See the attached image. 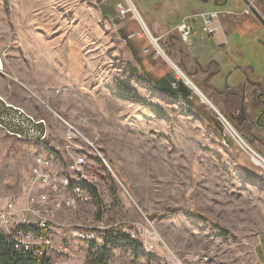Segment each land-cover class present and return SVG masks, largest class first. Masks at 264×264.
Masks as SVG:
<instances>
[{"label":"rangeland","instance_id":"obj_1","mask_svg":"<svg viewBox=\"0 0 264 264\" xmlns=\"http://www.w3.org/2000/svg\"><path fill=\"white\" fill-rule=\"evenodd\" d=\"M222 2L237 12L227 17L238 24L241 56L225 51L219 80L246 86L251 68L264 71V28L253 13L238 14L242 0ZM97 3L0 0V94L43 119L47 132L37 143L0 127V207L23 194L39 147L63 151L71 126L97 180L84 204L49 212L53 264H264V167L251 158V149L264 156V148L243 130L254 129L255 114L244 127L220 111L248 146L237 136L223 141L222 117L184 84L177 67V87L162 92L126 61ZM253 3L264 17L262 3ZM180 84L193 91L177 93ZM114 223L137 243L108 242L102 260L100 246L74 234Z\"/></svg>","mask_w":264,"mask_h":264},{"label":"crops","instance_id":"obj_2","mask_svg":"<svg viewBox=\"0 0 264 264\" xmlns=\"http://www.w3.org/2000/svg\"><path fill=\"white\" fill-rule=\"evenodd\" d=\"M96 1L99 2L96 13L104 17L107 24L115 31L126 61L132 64L157 89L162 92L173 91L171 85L177 78L173 74L172 68L177 67L181 72H185H183L184 75L197 82L194 83L195 81L192 82L189 78L198 89V94L203 96L210 105H208L209 108L217 111L220 115H222L220 111L223 112L237 125L247 126L246 124L249 123L247 114L258 112L259 105H256L254 94L256 91L264 90V71L260 75H255L252 73L253 68H251V73L248 72L252 80L246 86L233 82L223 86L219 80V72L227 62L225 61L226 56H224L225 51L235 49V56H241V53L236 49L237 41L234 40V33L238 30V24L234 21L229 23L228 20L230 19L227 16H222L220 18L221 29L212 35H203L200 20L191 19L190 24L193 31L188 43L180 40L176 30L177 23L183 17L196 12L226 9L224 6L203 7L208 0H117L116 5H110L106 0ZM118 2H121L124 7L132 4L140 21L131 12L121 17L117 7ZM110 9L117 10H115L114 17L109 13ZM256 25L261 27L258 21H256ZM226 26H230V31L226 32ZM124 35H126V42L123 38ZM206 38L211 43L210 48L208 42H202V39L205 40ZM152 39H157L158 45H161L162 54H159ZM255 41L253 38L248 43L252 45ZM147 45L153 47L151 53ZM261 57L263 61L259 65L264 67V56ZM249 65L245 63L244 67L249 69ZM225 69H229V66L226 65ZM237 69L242 71L240 65H237ZM23 87L32 92L27 86ZM186 90L193 91L187 85L180 84L177 93H183ZM237 93L241 96L238 99L239 103L231 96ZM198 100L200 102V99ZM233 101L237 103L235 107L232 106ZM10 103L21 107L27 114L34 117L24 106L14 102ZM238 118L241 120L238 121ZM246 128L243 130L253 134L254 129L247 130Z\"/></svg>","mask_w":264,"mask_h":264},{"label":"built area","instance_id":"obj_3","mask_svg":"<svg viewBox=\"0 0 264 264\" xmlns=\"http://www.w3.org/2000/svg\"><path fill=\"white\" fill-rule=\"evenodd\" d=\"M251 3L253 5V0ZM117 7L121 17L131 12L140 21L132 4L124 7L121 2H118ZM251 13L248 5L238 12V14ZM232 14H237V12L229 9H217L192 13L180 19L176 30L180 40L188 43L193 31L190 24L191 19L200 20L203 35H212L221 29L220 18ZM152 40L157 51L161 52L157 39ZM178 81L177 77V80L172 83L173 87H177ZM183 81L186 83L184 79ZM222 119L224 122L221 129L223 141L228 136L234 138L237 136L241 139L231 124L224 117ZM69 128L70 130L66 134L67 143L63 151L56 153L39 147L24 182L23 194L10 197L5 205L0 207V236L5 237L6 242L12 243L16 249L31 252L34 255H48L56 248L52 239L49 212L51 213V210L59 207L74 209L91 197V187L93 188V184L97 180L96 173L91 170V166L94 164L83 152L82 144H76L77 135L73 127ZM251 151L256 154L257 158L264 160V156L253 149ZM19 202H24L22 207L17 205ZM120 226V223H114L111 226L99 228L98 232H75L74 234L84 238L89 244L102 246L106 238L125 233ZM152 249V245L147 248L148 252Z\"/></svg>","mask_w":264,"mask_h":264},{"label":"water","instance_id":"obj_4","mask_svg":"<svg viewBox=\"0 0 264 264\" xmlns=\"http://www.w3.org/2000/svg\"><path fill=\"white\" fill-rule=\"evenodd\" d=\"M251 9L260 25L264 28V17L252 5L250 0H242ZM217 0H215V3ZM224 4V2H222ZM3 68L0 56V69ZM244 96V94H243ZM0 127L7 133L26 140L42 141L46 136V123L43 119L36 120L21 107L16 106L0 95Z\"/></svg>","mask_w":264,"mask_h":264},{"label":"trees","instance_id":"obj_5","mask_svg":"<svg viewBox=\"0 0 264 264\" xmlns=\"http://www.w3.org/2000/svg\"><path fill=\"white\" fill-rule=\"evenodd\" d=\"M40 142L41 141H37V143ZM91 189L93 190L92 187ZM113 241H130L131 243H137V241L131 239L128 234H116L108 239L106 238L104 244L98 247L101 251L99 260L108 254L106 243ZM0 264H53V262L48 255H34L31 254V252L16 249L12 243L6 242L5 237L0 236Z\"/></svg>","mask_w":264,"mask_h":264},{"label":"flooded vegetation","instance_id":"obj_6","mask_svg":"<svg viewBox=\"0 0 264 264\" xmlns=\"http://www.w3.org/2000/svg\"><path fill=\"white\" fill-rule=\"evenodd\" d=\"M259 1L262 3L263 9H264V1L262 0H259ZM216 5L223 6L222 0L217 1ZM237 94H232L231 96L233 98H240L239 95L237 96ZM254 99H255V102L259 104V110L254 115L253 120H252L253 127H254L253 139L258 145L264 148V90L256 91L254 94Z\"/></svg>","mask_w":264,"mask_h":264},{"label":"bare ground","instance_id":"obj_7","mask_svg":"<svg viewBox=\"0 0 264 264\" xmlns=\"http://www.w3.org/2000/svg\"><path fill=\"white\" fill-rule=\"evenodd\" d=\"M158 48H159V46H158ZM159 50L162 52V50L159 48ZM177 70H178V75H181L182 77L184 76V79H185V81H186V83H188L192 88H196L194 85H193V83L191 82V80L187 77V76H185L178 68H177ZM197 89V88H196ZM198 90V89H197ZM202 98H204L203 96H202ZM240 141L245 145L246 143L244 142V140L243 139H240ZM251 158H252V161L256 164V165H259V166H262V167H264V160H261V159H259V158H257V156H256V154H254V153H252V155H251Z\"/></svg>","mask_w":264,"mask_h":264}]
</instances>
